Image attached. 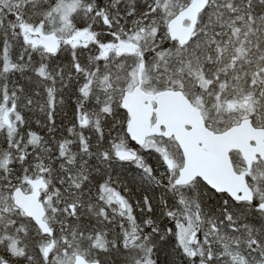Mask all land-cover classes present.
Returning <instances> with one entry per match:
<instances>
[{
  "label": "snow or ice",
  "instance_id": "6c2138e0",
  "mask_svg": "<svg viewBox=\"0 0 264 264\" xmlns=\"http://www.w3.org/2000/svg\"><path fill=\"white\" fill-rule=\"evenodd\" d=\"M0 264H264V0H0Z\"/></svg>",
  "mask_w": 264,
  "mask_h": 264
}]
</instances>
